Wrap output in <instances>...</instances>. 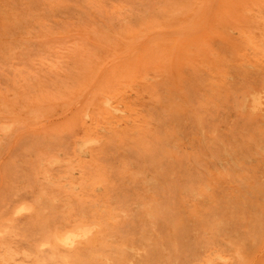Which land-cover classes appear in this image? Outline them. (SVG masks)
Segmentation results:
<instances>
[{
    "label": "rangeland",
    "instance_id": "obj_1",
    "mask_svg": "<svg viewBox=\"0 0 264 264\" xmlns=\"http://www.w3.org/2000/svg\"><path fill=\"white\" fill-rule=\"evenodd\" d=\"M0 233V264H264V0H0Z\"/></svg>",
    "mask_w": 264,
    "mask_h": 264
},
{
    "label": "bare ground",
    "instance_id": "obj_2",
    "mask_svg": "<svg viewBox=\"0 0 264 264\" xmlns=\"http://www.w3.org/2000/svg\"><path fill=\"white\" fill-rule=\"evenodd\" d=\"M99 74H100V73H99ZM104 101H105V100H104ZM108 101H110V100H108ZM103 103H105V102H103ZM105 107H106V104H105ZM109 107H110V106H109ZM109 107H108V108H109ZM87 139H88V138H87ZM87 139H84V140H87ZM84 140H83V141H84ZM90 140H93V139H90ZM79 141H80V140H79ZM81 142H82V141H81ZM78 149H80V148H78ZM81 149H83V148H81ZM78 151H79V150H78ZM85 158H86V157H85ZM134 177H135V176H134ZM24 203H25V202H24ZM19 205H20V204H19ZM19 205H18V206H19ZM21 205H22V208H23V206H27V204H21ZM21 205H20V207H21ZM28 205H29V204H28ZM18 206H17V207H18ZM24 208H25V207H24ZM13 209L15 210L16 208H12V210H13ZM111 209H112V208H111ZM14 210H13V211H14ZM28 212H29V211H28ZM12 214H13V213H12ZM183 217H184V216H183ZM256 217H257V216H256ZM152 219H153V217H152ZM257 220H259V219H257ZM76 225H77V224H76ZM76 225H75V227H77ZM87 226H88V225H86V229H87ZM91 226H92V225H91ZM91 226H89V228H90ZM82 227H85V225H83ZM92 227H93V226H92ZM94 227H95V226H94ZM98 227H99V226H98ZM80 228H81V227L79 226L78 229H80ZM95 228H96V227H95ZM73 229H75V228H73ZM73 229H72V230H73ZM76 229H77V228H76ZM81 229H82V228H81ZM81 229H80V233H81L82 235H85L86 232H85L84 230L81 231ZM93 229H94V228H93ZM2 230H3V229H2ZM4 230H5V229H4ZM4 230H3L2 234L4 233ZM88 230H89V229H88ZM5 231H6V230H5ZM70 231H71V230H70ZM75 231H76V230H73V231H72L73 234L71 233V234L65 235L64 237H58V236H59V235H58L57 238H55V237H54L55 235L53 236V234H52V237H53V239H56L55 242H57V244L60 243V242H62L63 244L67 243V245H68V242H71V241H72L74 238H76V237H77L78 240H79V237H78V236H80V234H79V235H77V233L75 234V233H74ZM91 231H92V230L90 229V232H91ZM66 232L68 233V231H65V233H66ZM90 232L87 231V233H90ZM65 233H61V235H62V234L64 235ZM0 234H1V233H0ZM90 235H91V234H90ZM88 236H89V235H88ZM86 237H87V235H86ZM82 238H83V237H82ZM83 239H85V238H83ZM87 239H88V237H87ZM87 239H85V241H87ZM80 240H81V239H80ZM75 241H76V239L74 240V242H75ZM76 243H77V242H76ZM83 243H84V242H83ZM41 244H42V243H41ZM39 245H40V244H38V247H39ZM47 245H48V243H47ZM58 245H59V244H58ZM70 245H72V244H70ZM73 245H74V244H73ZM129 245H130V244H129ZM68 246H69V245H68ZM43 247H46V246H43ZM48 247H49V246H48ZM60 247H61V246H60ZM64 247L66 248V246H64ZM71 247H72V246H71ZM71 247H69V249H70ZM122 247H123V246H122ZM124 247H125V246H124ZM130 247H131V246H130ZM62 248H63V246H62ZM67 248H68V247H67ZM110 248H111V247H110ZM37 249H38V248H37ZM39 249H41V248H39ZM111 249H112V248H111ZM115 249H116V248H115ZM124 249H125V248H124ZM128 249H129V248H128ZM125 250H126V249H125ZM175 250H176V249H175ZM174 252H175V251H174ZM51 253H52V252H51ZM122 253L124 254V252H122ZM142 253H143V252H142ZM51 255H52V254H51ZM143 255H144V254H143ZM112 256H114V255H112ZM9 257H10V256H9ZM34 257H35V256H34ZM48 257H49V256H48ZM52 257H53V256H52ZM57 257H58V255H57ZM60 257H61V256H60ZM118 257H119V256H118ZM10 258H11V257H10ZM10 258H9V260H10ZM35 258H36V257H35ZM50 258H51V257H50ZM47 259H49V258H47ZM51 259H52V258H51ZM60 259H61V258H60ZM212 259H213V258H212ZM49 260H50V259H49ZM62 260L64 261V257H62ZM66 260H67V259H65V262H66ZM41 262H42V261H41ZM127 262H128V261H127ZM63 263H64V262H63ZM125 263H126V260H125ZM130 263H131V262H130ZM41 264H42V263H41ZM106 264H107V263H106ZM110 264H111V263H110ZM126 264H128V263H126ZM207 264H209V263H207Z\"/></svg>",
    "mask_w": 264,
    "mask_h": 264
}]
</instances>
